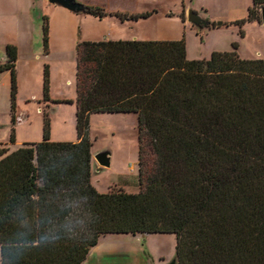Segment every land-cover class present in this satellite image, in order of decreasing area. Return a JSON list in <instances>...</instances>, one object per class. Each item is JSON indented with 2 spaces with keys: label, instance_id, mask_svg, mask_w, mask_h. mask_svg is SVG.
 Returning a JSON list of instances; mask_svg holds the SVG:
<instances>
[{
  "label": "trees",
  "instance_id": "1",
  "mask_svg": "<svg viewBox=\"0 0 264 264\" xmlns=\"http://www.w3.org/2000/svg\"><path fill=\"white\" fill-rule=\"evenodd\" d=\"M42 37L47 51L45 20ZM236 48L187 60L182 40H78L76 141L51 142L45 120L39 142L0 148V264H82L109 234L171 235L176 264H264V60ZM5 56L13 124L16 48ZM93 114L137 116L136 194L91 185Z\"/></svg>",
  "mask_w": 264,
  "mask_h": 264
},
{
  "label": "rangeland",
  "instance_id": "2",
  "mask_svg": "<svg viewBox=\"0 0 264 264\" xmlns=\"http://www.w3.org/2000/svg\"><path fill=\"white\" fill-rule=\"evenodd\" d=\"M83 6L103 9L98 19L76 15L51 6L46 0H0V55L6 46L19 49L22 57L15 72L14 122L11 121L9 72L0 73V142L37 143L46 120L51 142L73 143L75 133L76 61L80 41H179L185 44L187 60H206L212 52L236 53L244 60H264V26L246 22L252 0H75ZM192 12L218 28L201 29L186 20ZM113 14L126 15L120 20ZM137 17L135 20L129 18ZM48 26L47 51L42 25ZM245 21L243 24L240 22ZM18 47V48H17ZM34 59L32 56H36ZM48 74V101H43V71ZM70 101L71 103H64ZM92 156L107 151L108 168L91 166V185L100 194L123 190L138 192V135L135 114H93L88 120ZM10 149V148H8ZM156 264H167L175 256L171 235H148L146 245Z\"/></svg>",
  "mask_w": 264,
  "mask_h": 264
},
{
  "label": "crops",
  "instance_id": "3",
  "mask_svg": "<svg viewBox=\"0 0 264 264\" xmlns=\"http://www.w3.org/2000/svg\"><path fill=\"white\" fill-rule=\"evenodd\" d=\"M100 39L99 41H101ZM92 41L94 40L92 39ZM123 41L139 40L134 37H128ZM37 56L38 55L32 57L36 59ZM21 57L22 54L18 49L16 61L14 64V69L15 72L17 71V73L19 70V62ZM5 61L6 56L4 48L3 53L0 55V65L5 63ZM23 145L25 144H21L19 142L10 145L8 143V139L0 142V148H10L9 151H13L19 147H22ZM93 164L96 165L95 161L92 158L91 166ZM146 236L148 235L109 234L101 236L98 239L97 244L89 250L87 257L82 264H156L155 259L153 258V256H151L152 254H150L151 252H148L147 248L145 247Z\"/></svg>",
  "mask_w": 264,
  "mask_h": 264
},
{
  "label": "water",
  "instance_id": "4",
  "mask_svg": "<svg viewBox=\"0 0 264 264\" xmlns=\"http://www.w3.org/2000/svg\"><path fill=\"white\" fill-rule=\"evenodd\" d=\"M47 3L51 6L63 8L76 15H82L85 11V6L76 2L75 0H47ZM186 20L189 24H191L192 26L196 28L204 27L205 29V27L208 24H210L200 19L197 15H195L192 12H188ZM260 20H261V24L264 26V8L260 10ZM222 25H223L222 22L215 23L216 28ZM92 158L95 161L96 165L100 168H108L110 165V154L107 151L98 152L95 155H93ZM167 264H176V259L173 258Z\"/></svg>",
  "mask_w": 264,
  "mask_h": 264
}]
</instances>
